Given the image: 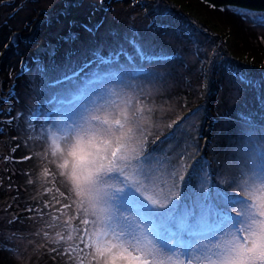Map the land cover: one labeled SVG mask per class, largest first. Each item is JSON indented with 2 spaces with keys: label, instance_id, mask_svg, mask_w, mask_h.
I'll return each instance as SVG.
<instances>
[{
  "label": "rangeland",
  "instance_id": "374dc122",
  "mask_svg": "<svg viewBox=\"0 0 264 264\" xmlns=\"http://www.w3.org/2000/svg\"><path fill=\"white\" fill-rule=\"evenodd\" d=\"M71 2L11 0L1 4L4 20H0V24H6L0 27L18 40L26 33L28 20L36 19L41 13L55 16ZM187 2L204 18L190 13L174 0H80L74 13L88 17L96 29L90 30L84 23L81 29L73 30L69 18H58L52 36L64 30L72 35L64 38L54 52L49 51L31 62L29 69L19 65L22 73L14 103L18 104L23 119L15 116L4 121L3 109L11 104L1 106L0 98V246L4 245L15 264H34V257L41 252L39 249L52 240L58 242L53 249L63 244L62 255L69 264L74 259L71 254H83L76 251L74 231L66 228L73 219L67 211L62 209L58 214L52 212L50 216H43L36 210L31 216L21 205L31 208V201L27 198L12 201L10 194L17 192L15 181L20 176H13L5 161L13 147L10 149L9 132L33 135L32 143H37L41 150L51 131L49 124L57 131L67 130L63 126L79 114L82 105L102 86L89 84L94 74L103 70L96 52L122 73L107 78L105 83L132 91L143 108L142 114L150 118L152 127L143 150L158 158L151 166L159 169L154 176L162 175L163 180L146 181L141 174L145 167L142 159L130 160L125 175L132 183L148 189L145 197L151 195L161 203L167 198L171 203L163 208L153 206L131 184L124 185L109 201L112 208L109 220L94 225L93 244L97 239L117 240L120 233L157 253L162 249L169 252L180 249L186 259L213 256L221 229L235 221V217L228 214L227 205L235 203L238 197L222 189L217 176L232 156L230 148L238 133L248 127L241 114L249 117V128L264 126V108L261 107L264 76L258 75V81L255 77L251 79V71L247 75L248 69L243 67V60L251 62L244 51L257 54V58L264 54V11L215 7L202 0ZM10 41L8 39V43ZM132 41L154 59H142ZM13 47L22 48V45ZM3 93L10 96L6 88ZM157 137L159 145H155ZM21 144L27 142L21 141ZM153 145L155 149L150 151ZM40 170H36L31 179L39 197L45 192L44 179L38 176ZM169 173L171 177L178 173L184 179L177 180L173 188ZM45 176L48 177L46 173ZM25 182V179L20 182L23 192ZM110 182L118 183L116 179ZM209 201L217 209L213 214L207 218L199 213L190 216L193 210L198 211L199 204ZM20 207L24 215L30 217L25 220L27 228H19ZM141 211L155 216L163 229L159 230L139 216ZM31 217L38 219L37 223L32 225ZM39 219L43 220L41 226ZM17 226V231L24 229L22 233L11 231ZM80 230L78 228L79 248L92 251L88 235L81 243L79 236L83 231Z\"/></svg>",
  "mask_w": 264,
  "mask_h": 264
},
{
  "label": "clouds",
  "instance_id": "9594fccd",
  "mask_svg": "<svg viewBox=\"0 0 264 264\" xmlns=\"http://www.w3.org/2000/svg\"><path fill=\"white\" fill-rule=\"evenodd\" d=\"M142 113L132 91L104 83L82 105L79 114L63 126L66 131L48 125L51 131L43 158L55 165L70 197L94 225H102L111 216L109 201L123 182L110 181L116 173L126 178L121 164L145 147L152 124ZM230 151L232 156L217 182L238 197L227 206L235 221L221 229L211 258L186 259L180 249L157 253L119 233L117 240L97 239L91 246L96 264H264V126L242 128ZM45 167L38 173L41 179L45 178Z\"/></svg>",
  "mask_w": 264,
  "mask_h": 264
},
{
  "label": "trees",
  "instance_id": "16d2710c",
  "mask_svg": "<svg viewBox=\"0 0 264 264\" xmlns=\"http://www.w3.org/2000/svg\"><path fill=\"white\" fill-rule=\"evenodd\" d=\"M11 0H0V7L1 4L8 3ZM72 2L68 4L66 9H61L59 13L55 16H49L44 15L42 16V13H47L46 10H40L41 15L37 17L36 19L28 20L27 22V30L23 37H20L18 40H15L14 34H6L4 30H2L1 27L2 24H0V98L2 99V105L11 104L6 106V110L3 109L2 119L4 121H10L15 116H18V119H23L24 115H22L21 110L17 109L18 104L14 103L16 102L15 94L16 92H19L18 89V81H20L21 73L22 71L19 69V65H21V68L23 69H29L30 63L33 62L35 59L39 60L41 56H43L47 52H54L61 44V41L66 38L70 37L72 35V32H68L67 30L61 31L57 33L55 36H52V32L54 31V27H56L57 19L61 18H69L71 22L73 23L74 27L73 30H77L82 28V25L84 23L87 24L90 30L96 29L94 23L89 22V18L86 16H81L80 14H75L74 11L76 8V4L80 0H71ZM179 6L184 7L185 9L190 10V13H194L199 18H204V16L195 11L192 6L187 2V0H174ZM210 5H213L215 7H225V6H235L239 8H244L252 11H264V0H202ZM73 9V10H72ZM1 12H3L0 9V20H4L1 17ZM89 17H91L89 15ZM204 23V22H203ZM205 24V23H204ZM6 27V26H5ZM25 30L24 28L21 29V32ZM8 35H11L12 37H8ZM7 36V37H6ZM8 39L11 41L8 43ZM232 40V39H231ZM3 41V42H1ZM14 42V43H13ZM14 44H21L22 48H16L13 47ZM5 46V48L3 47ZM17 51L19 55H16L14 51ZM244 53L247 55L249 60L251 62H248L247 59L243 60L244 66L246 69H248V72L245 74L248 75V73L251 71V79L252 77H255V80L258 81L257 76L263 75L264 76V54L260 58H257V54L252 55L249 52L244 51ZM255 63L256 66H253ZM244 70V69H243ZM253 70V71H252ZM244 73V72H243ZM257 74V75H256ZM260 77V76H259ZM249 78V79H250ZM7 89L8 94L10 96L4 95V89ZM12 98V99H11ZM7 101V103H6ZM13 107H15L13 109ZM12 109V110H10ZM13 110H17L16 113ZM9 143H10V149L11 146L12 150L7 155L5 163H8V169L13 173V176L19 175L20 178L15 181V189L18 187L17 192H11L10 195H12V201H25L27 200L31 201L33 204H31V208H27L25 204L23 208H26L28 210V213L35 214L36 210L39 211V214H43V216H50L53 213L58 214L60 210H65L68 212L69 215L72 216L71 224L66 226V228L70 227L74 232V242H75V248L79 247L80 243L78 242V228L81 229L80 237H84L85 235H88L90 238V242H92V231L94 228V224L92 223V219L88 216H86L82 210V208L78 207V205L74 202V200L70 197V193L66 187V185L63 183V179L59 174L56 172L55 165L51 163L50 160H45L43 158V149L44 147L39 150L37 148V143H32L34 136L29 135L27 133H8ZM20 137V138H19ZM21 141L27 142V144L22 145ZM155 145H159L158 139L155 140ZM153 145L150 147V151L154 150ZM37 152V153H36ZM41 156V157H40ZM4 163V165H5ZM41 166V167H40ZM46 166V167H45ZM45 167V170H47L45 173L47 176L44 178V184H43V194L39 197L37 193H35V189L32 188V182L29 183V180L32 179V177L36 174V170H40L41 168ZM15 173H17L15 175ZM28 178V180H27ZM25 179L26 185L24 186V192L21 190L20 182H22ZM16 193L18 196H16ZM26 194V195H25ZM25 195L24 197H22ZM45 198L48 200L43 201ZM11 201V202H12ZM15 201V203L17 202ZM43 201V202H42ZM37 202H41L43 205H36ZM23 208H18V222H19V228H27L28 224L25 222L27 218L24 214ZM219 212V210H218ZM139 216H141L143 219L147 220L152 224V226H156L159 230H162L163 227L160 226V224H157L155 216L150 217L148 214L144 212H139ZM24 215V216H23ZM12 217V216H11ZM158 217V216H156ZM11 219V218H10ZM12 219H15L12 217ZM46 219V218H45ZM40 226L43 222L42 219H39ZM89 220V224L87 226L83 225L81 222ZM32 225L34 223H37L38 219L32 218ZM11 229V228H10ZM17 228L11 229L14 233H22L24 229L18 230ZM158 234L160 232L158 231ZM56 241V240H52ZM48 242L43 248L41 247L39 250L41 251L38 253L34 258L36 259L34 264H69L70 262H67V258H65L62 253L64 251L63 244L59 243L58 247L56 249L54 248L55 243L58 244V242ZM2 246V247H1ZM0 246V264H15L9 255L7 254V250L4 249V245L1 244ZM81 246V245H80ZM33 250H36V247L33 248ZM88 250H83L82 253L84 254ZM82 255H72V258H74L71 263L72 264H80V259L82 258ZM90 259V258H89Z\"/></svg>",
  "mask_w": 264,
  "mask_h": 264
},
{
  "label": "snow or ice",
  "instance_id": "6c2138e0",
  "mask_svg": "<svg viewBox=\"0 0 264 264\" xmlns=\"http://www.w3.org/2000/svg\"><path fill=\"white\" fill-rule=\"evenodd\" d=\"M132 43L136 46L137 48V53L138 55H140V57L142 59H147V60H151L154 59V57L151 56H147L142 48L139 45L135 44V41H132ZM95 55L99 58V62L103 68L102 71H98L97 73L94 74L93 78L91 80H89V84H94V85H103L107 78L109 77H113L116 75H122V73L118 72L115 68H113L111 66V61L105 57H101L99 52H96ZM236 75L237 79H241L243 80V77ZM248 84H251V81H245ZM261 107L264 108V99L261 100ZM242 116V120L245 122L246 126L250 127L251 126V122L249 117L244 116L243 114H241ZM35 118V117H34ZM173 123H175V121H173ZM157 139H159V137H157ZM142 159L144 162L145 167H143L141 169V174L144 176L145 180L148 181L149 183H153L155 179H160L163 180V176H158L155 177L154 173H156L157 171H159L158 168H153L152 165V161L156 160L158 161L157 157L152 156L151 153L145 152L144 150H142L139 154L135 155V156H130V157H126L124 162L121 164V169L123 171L126 172L127 168L129 167V161L130 160H139ZM169 177L173 180V188L176 187V181L177 180H183L184 177L179 176V174L177 173V175L175 177H171V174L169 173ZM114 179L119 178L118 180H122L123 182V186L126 184H131L132 187L136 190V192L142 194L144 196V192H147L148 189L147 188H142L138 183H132L127 177L124 179H120V175L119 173H116L115 176L113 177ZM123 188V187H122ZM122 188L118 189L117 191L121 190ZM176 193H173V195H175ZM144 198L151 203L153 206L156 207H166L167 204L171 203V201L167 200V198H165V203H161L158 199L153 198V196L149 195V196H144ZM228 205H231L228 204ZM227 205V206H228ZM83 210V209H82ZM216 207L214 206V204L209 201L208 203H201L198 205V211L197 210H193L190 213V216L192 215H196L197 213H199L202 217L207 218L209 215L213 214L216 211ZM83 225L87 226L90 222L89 220H85L81 222ZM81 243H83L84 237H80ZM97 243V241L95 242ZM92 246V245H91ZM88 247V246H86ZM76 251H83V249L77 247ZM90 258V259H89ZM97 261V257L92 255L91 251L85 252L82 256V258L80 259V264H96Z\"/></svg>",
  "mask_w": 264,
  "mask_h": 264
}]
</instances>
